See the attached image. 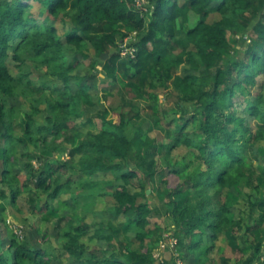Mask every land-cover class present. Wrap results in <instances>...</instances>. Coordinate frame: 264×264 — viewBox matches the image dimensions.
<instances>
[{
	"label": "trees",
	"instance_id": "16d2710c",
	"mask_svg": "<svg viewBox=\"0 0 264 264\" xmlns=\"http://www.w3.org/2000/svg\"><path fill=\"white\" fill-rule=\"evenodd\" d=\"M262 3L150 0L143 12L135 0H0V197L17 206L27 194L33 216L59 215L55 230L63 241L57 247L37 223L32 227L40 244L11 235L7 245L0 233V264H164L148 246L158 225L152 223L147 191L155 175L165 178L166 168L184 180L185 188L172 191L167 208L181 233L177 248L188 249L189 264L212 262V241L223 234L246 245L241 244L245 256L236 264L255 259L263 264L264 203L260 223L244 224L234 216L236 202H230L232 194L250 188L248 203L254 209L251 197L264 183V166L255 167L247 153L264 141V90L248 91L264 76ZM191 13L199 17L195 25ZM245 29L254 44L229 55V33ZM131 32L139 40L135 57L126 59L119 42ZM103 80L118 87L123 98L138 94L156 103L164 91L172 106L164 116L172 117L169 125L180 126L165 135L173 141H159L143 121L138 124L144 110L155 115V123L161 120L156 104L140 109L134 99L125 104V98L120 108L111 107L102 94ZM245 93L252 96L245 111L255 119L256 131L247 117L235 113L236 98ZM90 109L99 113L91 115ZM95 117L101 124L93 130ZM188 124L194 137L182 129ZM142 138L144 155L138 150ZM182 145L189 154L174 168L166 154L160 163L155 159ZM137 156L142 173L131 166ZM41 198L45 202L39 209ZM100 198L109 205L102 215L111 218L97 220L90 235L86 220L98 214ZM6 212H0V223ZM122 218L120 225L111 224ZM123 224L139 249L125 253L120 248L115 235ZM115 244L116 249L110 247ZM169 255L174 264L175 251Z\"/></svg>",
	"mask_w": 264,
	"mask_h": 264
},
{
	"label": "rangeland",
	"instance_id": "374dc122",
	"mask_svg": "<svg viewBox=\"0 0 264 264\" xmlns=\"http://www.w3.org/2000/svg\"><path fill=\"white\" fill-rule=\"evenodd\" d=\"M74 2V0H72ZM263 1V0H262ZM148 3H150L149 0H135V7L141 11H147V7L145 6ZM138 4H143V6H139ZM70 7L76 11L71 5L72 2L69 3ZM264 6V3H262ZM143 7V8H142ZM146 14V13H145ZM144 14V15H145ZM248 14V13H247ZM247 14L245 16H247ZM42 19L46 18L44 15H41ZM191 25H195L198 22L199 17L197 15H194L191 13ZM45 20V21H46ZM123 31L125 28H123ZM250 29H245L243 32L239 31H234L233 33H229V38L231 40V49L229 51V55L232 56H238L239 52L241 51L240 49H246V44L252 45L254 44L253 39L250 38L249 32ZM131 34H135V32H131ZM129 34V35H131ZM127 37V36H126ZM139 37L138 35L134 38V42L138 41ZM120 41V40H119ZM121 41L119 42L120 45ZM133 47L129 48V52L133 51ZM136 53V52H135ZM78 58L80 60H83L81 54H78ZM124 58V57H123ZM128 59V58H126ZM85 63H89V60H85ZM256 84L249 86L248 91H256V90H264V76L260 75L256 78ZM59 84L61 85V81H58ZM101 87L105 89V91H101L102 94L104 95V98L106 99L105 102H107L108 105L114 108H120L122 105V99L126 98L125 104L129 102L130 99H134V101L137 103V107L142 109L146 104H156L157 109L160 114L161 120H159L158 123H155L156 117L155 115L151 114L150 112H143V119L138 122L140 124L143 121V127L145 130L148 131V134L150 136H154L157 138V140L165 141L166 143H171L173 140L172 139H166V134L167 131L173 132L175 128L180 127L174 125H169L168 121L172 118L171 116L168 118H165V112L170 110L171 107H168L171 104H167L165 100V93L164 91L160 90L159 91V99L155 103L154 100H146L143 97H140L138 94H128L123 98L124 96L120 93L119 88L116 87L110 80H103L101 83ZM252 98L250 94L245 93L243 96H238L236 98V104H235V113L237 116H245L247 117L250 126L252 127L253 131H256L258 128L256 126V121L253 117L249 116L248 113L245 111V107L247 104V99ZM124 104V105H125ZM127 109L130 108V105H126ZM145 109V108H144ZM194 110L191 111L193 113ZM97 112L95 109H90V114L91 115H96ZM178 114V112H176ZM176 115V114H174ZM81 121V120H78ZM184 123V122H183ZM101 124L100 119H97L95 117L94 121L90 123V128L93 130L97 129L99 125ZM182 128V127H181ZM1 129V128H0ZM185 130V133L190 135L191 137L195 136V130L192 128L191 124H188L186 128H182ZM141 142L138 145V150L141 154L144 155L146 153V146L142 145L143 141H145V138H142L140 140ZM2 143L0 141V148ZM32 148V147H31ZM33 149V148H32ZM248 155L249 158L251 159L252 164L255 167H259L260 165L264 166V141L261 142L260 146H255L253 149L248 150ZM50 155L52 153H49ZM166 154V160L171 163V166L174 168V164L177 161H181L184 157L188 156L189 154V148L186 145L179 146L175 148L173 151H164V154L157 153L155 156V159L160 163L162 161L161 157ZM64 159L67 160L69 159V155L65 154ZM141 160L139 156L135 157L131 161V166L134 168H138L140 173H142V167L140 165ZM35 167H38L40 165L39 161L37 159L34 160ZM166 175L165 178L155 175L154 180L149 184L148 190H150V193H148V199L151 207L154 209V217L152 218V223L158 225L157 229L155 230L154 234L149 237L148 240V246L152 247L153 251V256L155 259L161 261L164 264H172L170 261V255L169 252H172L170 248H167V246H163L162 240L164 237L174 236L177 238V233L176 232V226L174 221L169 217L168 214V208H167V202L169 200L173 199L172 191L176 189L178 186L181 188H185L184 185V180L178 178V176L173 175L171 170L169 171L168 168L165 170ZM140 178L137 179V181L140 183ZM133 191L134 189L131 188ZM171 190V193L169 192ZM250 188H245L241 191L239 194H232L230 197V202L232 205L234 204V216L237 220L243 221L245 224L246 222H250L253 224H258L260 223L259 220L261 216V209L259 208V205L261 203H264V183L261 184L260 186V191L258 193L253 192V196L251 197V201H256V207L254 209L250 208V205L248 203L249 197L248 194L250 193ZM70 195H65L64 198H69ZM27 194H23L20 196L17 200V206H11L9 201L7 199H2L0 197V212H5L7 211V215H5V220L0 223V233H2V238L4 239V243H8V236L11 235H16L19 237L20 240L22 239H27V240H33L35 244H40L41 243V236L40 234L35 233L32 225L33 223H37L39 227L41 228V235L44 233L45 235H50L51 241L54 244H57L56 246L58 247V244L61 245L63 243L62 240L58 242L57 239V231L55 230V227L60 224L61 218H59V215H55L54 213H45L44 215L41 214L40 218L33 216L32 214L29 213L28 211V206H27ZM96 200V198H95ZM45 202L44 198H41L39 202V209H42V206ZM109 205L104 202L103 199H97V204L95 206V210L98 211V214L95 216L91 213L88 216V219L86 220V223L88 225H91L90 227V235H93L95 232V229L97 228L96 222L97 220H104L107 217H110L108 215L103 216V212H105L108 209ZM249 215H252L253 218H250ZM134 217V216H133ZM244 217V219H243ZM111 218V217H110ZM108 219V218H107ZM125 218H122L120 221L119 220H111V224L114 226L120 225V223L124 222ZM126 220V219H125ZM264 226V223H262ZM22 231V232H21ZM239 235L244 233V230H237ZM244 238V237H243ZM115 239L118 242H121L120 248H122L125 253H128L130 249H139L141 247V244L139 241H136L134 239V235L130 233L126 227H124V224L120 227L118 234L115 235ZM91 245H94L96 243H99L97 240H87ZM206 243H211V239L206 236ZM244 242V241H243ZM242 241L239 240H233L229 235L223 234L219 236L216 240L212 241V246L208 254V258L211 259L212 262L209 264H236L237 261L245 256L243 252L240 250V246L243 243ZM103 245H106V241H100ZM185 245H187V238L184 239ZM8 245V244H7ZM116 246L110 245L111 248H117ZM246 246L245 243L242 244L241 247ZM130 248V249H129ZM181 248V247H180ZM177 255L174 257V264H189L191 262V258L188 252V249L184 248L178 249L177 248ZM252 253V252H251ZM261 261H263L264 264V254L261 256ZM57 264H62V262H57ZM252 264H260L258 260H253Z\"/></svg>",
	"mask_w": 264,
	"mask_h": 264
},
{
	"label": "built area",
	"instance_id": "2783aa9c",
	"mask_svg": "<svg viewBox=\"0 0 264 264\" xmlns=\"http://www.w3.org/2000/svg\"><path fill=\"white\" fill-rule=\"evenodd\" d=\"M150 1V0H149ZM139 6H143V4H138ZM145 6L147 7V11H148V6L149 3ZM143 8V7H142ZM137 36V32H135V34H131L129 36H127L124 40L121 41L120 43V50H121V56L124 58H130V57H135V52H136V47L134 46V38ZM133 47V51L129 52V48ZM22 232V231H21ZM178 238H175L174 236H168V237H164L162 240V244L163 246H167V248H170L172 251H175L176 255H177V245H178Z\"/></svg>",
	"mask_w": 264,
	"mask_h": 264
},
{
	"label": "water",
	"instance_id": "95a60500",
	"mask_svg": "<svg viewBox=\"0 0 264 264\" xmlns=\"http://www.w3.org/2000/svg\"><path fill=\"white\" fill-rule=\"evenodd\" d=\"M147 192L150 193V190H148Z\"/></svg>",
	"mask_w": 264,
	"mask_h": 264
}]
</instances>
